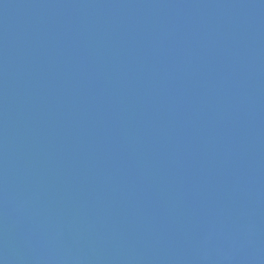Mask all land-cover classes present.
<instances>
[{
    "label": "water",
    "instance_id": "water-1",
    "mask_svg": "<svg viewBox=\"0 0 264 264\" xmlns=\"http://www.w3.org/2000/svg\"><path fill=\"white\" fill-rule=\"evenodd\" d=\"M0 264H264V0H0Z\"/></svg>",
    "mask_w": 264,
    "mask_h": 264
}]
</instances>
